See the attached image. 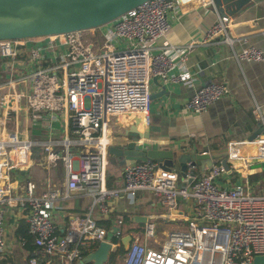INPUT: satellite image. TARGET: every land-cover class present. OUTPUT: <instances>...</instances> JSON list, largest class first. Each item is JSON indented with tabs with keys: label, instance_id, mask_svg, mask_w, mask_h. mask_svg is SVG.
<instances>
[{
	"label": "built area",
	"instance_id": "obj_1",
	"mask_svg": "<svg viewBox=\"0 0 264 264\" xmlns=\"http://www.w3.org/2000/svg\"><path fill=\"white\" fill-rule=\"evenodd\" d=\"M187 1L147 0L97 28L0 40V59L28 58L24 65L32 67L25 71L20 65L23 74L0 82V252L8 246L9 205L28 210L29 233L36 246L31 264L54 255L73 264L107 240L110 230L98 222L97 213L110 214L120 196L134 200L149 192L170 215L180 198L193 200V216L163 238L156 235L155 223L147 222L144 233L133 236L128 246H123L119 220L110 264H254L257 256H264V194H254L243 184L230 188L219 183L227 171L221 164L211 165L202 175L196 172L197 165L189 164L185 176L189 182L180 186L173 169L163 170L153 160L138 161L125 166L122 186H107L116 140L126 138L123 144L149 147L156 135L151 127L152 79L157 77L164 85L192 83L184 64L195 42L175 46L166 40L172 29L170 14ZM231 24L230 16H220L206 31L204 42L225 36L222 41L231 43ZM237 57L264 61L263 51L255 46L242 49ZM228 94L226 84L206 82L186 109L203 113ZM120 125L127 130L120 132ZM227 151L229 167L237 170L264 163V133L229 141ZM36 156L38 167L48 173L43 180L36 176ZM59 170L66 177L65 193ZM15 171L29 174L19 181ZM16 189L24 193H14ZM74 192L87 194L92 203L85 215L69 219L61 232L54 211L62 196Z\"/></svg>",
	"mask_w": 264,
	"mask_h": 264
},
{
	"label": "crops",
	"instance_id": "obj_2",
	"mask_svg": "<svg viewBox=\"0 0 264 264\" xmlns=\"http://www.w3.org/2000/svg\"><path fill=\"white\" fill-rule=\"evenodd\" d=\"M207 2L208 0H189L184 2L178 11L170 14L172 29L166 40L175 46L185 45L190 41L195 42L184 64V68L191 73L192 83L178 82L164 85L159 80L151 81L152 94L161 95L152 98L151 127L156 131V135L149 140V148L173 150L175 158L181 154L224 150L229 141L249 139L255 132L260 131L261 126L263 129L258 135L264 133V121H262L264 120V61H246L237 57L242 49L249 46H255L264 53V0L251 2L243 12L230 16L232 24L228 34L233 40L231 43L222 41L225 36L204 42L206 31L221 16L217 9L213 5L208 6ZM27 60L28 58H25L14 62L0 59V82L5 80L4 77L12 74H23L18 69L20 65L24 66L22 70L30 71L32 67L24 65ZM209 81L226 84L229 94L213 102L203 113L194 114L188 111L186 109L188 100L200 85ZM164 87L166 93H163ZM256 110L259 111L258 115ZM118 127L120 132L127 128L123 129L121 125ZM127 142L126 138H118L115 146L127 145L123 144ZM39 153L40 150L36 155ZM222 159L223 157H219L202 165L199 164L196 172L202 175L211 165H222ZM34 164L37 178L45 179L48 176L47 171L38 167L40 162ZM229 168L218 178L219 183L230 188L243 184L254 194H264V163L256 162L247 170H237L231 165ZM123 171L124 168L115 162H110L107 172L109 188L122 186ZM173 171L178 174L180 186L189 182L181 175L178 161ZM16 174L14 177L23 181L25 180L23 175L28 177L29 172L18 171ZM58 175L62 192L65 193L66 177L62 170H59ZM22 192L24 193L23 189H16L14 193ZM91 203L92 198L83 192H74L67 198L62 196L57 202V210L54 211V219L61 232L66 230L69 219L77 215H85ZM113 203L110 214L103 216L97 213L95 218L108 230L113 229L119 220L123 221L125 218L127 222L123 223L124 228H121L125 233V237L121 238L123 246H128L133 236L143 233L147 222L157 223L160 226V237L163 238L168 232L164 230H173L186 225L193 216L194 210L193 200L180 198L174 209L176 211L170 215L168 208L149 192L139 193L134 200L123 195ZM5 211L8 246L4 252H0V264H31L30 251L26 248V240L22 235L23 231H29L28 210L21 206L9 205ZM144 217L147 218L146 222L141 219ZM108 224L110 229L107 227ZM129 234L132 238L127 237ZM38 264H68V261L60 255H54L48 258L40 257Z\"/></svg>",
	"mask_w": 264,
	"mask_h": 264
},
{
	"label": "water",
	"instance_id": "obj_3",
	"mask_svg": "<svg viewBox=\"0 0 264 264\" xmlns=\"http://www.w3.org/2000/svg\"><path fill=\"white\" fill-rule=\"evenodd\" d=\"M147 0H0V40L26 39L58 33L73 32L97 28L111 22ZM263 0H213V7L221 16H236L243 12L251 2ZM153 80L158 82V78ZM162 93V92H161ZM166 93V88H163ZM162 93V94H163ZM161 94H152V98ZM255 132V138L262 131ZM40 149L36 148V152ZM113 162L125 168L138 161L153 160L163 170H172L176 162L180 163V173L186 176L189 164L199 165L215 158L223 157L222 165L229 170L227 148L221 151H210L196 154H181L175 158L173 150L149 148L129 143L113 146L110 150ZM211 164V163H210ZM144 222L147 218H141ZM119 226L108 232L107 240L86 255L79 264H107L111 257L113 239ZM132 238V235H127ZM254 264H264V256H257Z\"/></svg>",
	"mask_w": 264,
	"mask_h": 264
},
{
	"label": "trees",
	"instance_id": "obj_4",
	"mask_svg": "<svg viewBox=\"0 0 264 264\" xmlns=\"http://www.w3.org/2000/svg\"><path fill=\"white\" fill-rule=\"evenodd\" d=\"M125 222H127V221H126V219L124 218V219H123V223L125 224ZM107 227L110 229V224H108ZM22 235H23L24 239L26 240L25 245H26V248L30 251V258H31V257L33 256V252H34L35 247H36L35 244H33L34 246L32 245V242H33V236L29 233L28 230L23 231ZM117 240H118L117 237H115V238L113 239L114 242H116ZM111 259H113V256L111 257ZM90 264H91V263H90Z\"/></svg>",
	"mask_w": 264,
	"mask_h": 264
},
{
	"label": "rangeland",
	"instance_id": "obj_5",
	"mask_svg": "<svg viewBox=\"0 0 264 264\" xmlns=\"http://www.w3.org/2000/svg\"><path fill=\"white\" fill-rule=\"evenodd\" d=\"M40 158H39V156H36L35 158H34V160H33V162L34 163H37V162H40V160H39ZM109 161L110 162H113L114 161V158H113V156H109ZM16 172H18V171H15V176L17 175L16 174ZM23 177L26 179L27 177H26V175H23ZM159 219V218H158ZM156 225V228H155V233H156V235H158L159 237H160V226L156 223L155 224ZM121 228H124V225H122L121 226ZM169 230H171V229H168V230H164V231H169ZM144 233V232H143ZM126 245H127V243H126Z\"/></svg>",
	"mask_w": 264,
	"mask_h": 264
}]
</instances>
